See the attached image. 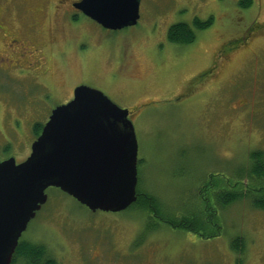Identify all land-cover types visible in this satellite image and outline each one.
Here are the masks:
<instances>
[{
  "label": "rangeland",
  "instance_id": "rangeland-1",
  "mask_svg": "<svg viewBox=\"0 0 264 264\" xmlns=\"http://www.w3.org/2000/svg\"><path fill=\"white\" fill-rule=\"evenodd\" d=\"M9 1L0 0V12L9 10ZM11 1L25 11L38 0ZM236 1L142 0L139 22L119 30L84 15L69 23L68 14L53 17L30 7L42 39L45 32L59 48L48 50L47 75L0 71V160H25L37 138L34 125H45L74 86L86 83L131 110L141 188L167 211H199L200 188L211 174L248 180L252 152L264 151V30L228 58L216 51L239 34L234 22L249 25L255 10L264 19V0L245 12V21ZM195 18H213V24L192 44L169 40L172 24L193 25ZM10 61L0 58V66ZM47 194L24 233L47 245L59 264H264V209L250 198L223 208V229L208 228L204 236L163 223L144 234L149 218L140 211H92L58 188ZM239 236L242 252L233 246Z\"/></svg>",
  "mask_w": 264,
  "mask_h": 264
},
{
  "label": "water",
  "instance_id": "water-1",
  "mask_svg": "<svg viewBox=\"0 0 264 264\" xmlns=\"http://www.w3.org/2000/svg\"><path fill=\"white\" fill-rule=\"evenodd\" d=\"M142 0H81L74 6L103 27L136 25ZM131 110L86 84L59 105L17 162L0 161V264H12L19 239L54 187L92 211L122 212L138 200L139 142Z\"/></svg>",
  "mask_w": 264,
  "mask_h": 264
},
{
  "label": "trees",
  "instance_id": "trees-1",
  "mask_svg": "<svg viewBox=\"0 0 264 264\" xmlns=\"http://www.w3.org/2000/svg\"><path fill=\"white\" fill-rule=\"evenodd\" d=\"M251 4L250 0H245V5ZM213 24V18L207 21H201L195 18L193 25L188 22H177L171 25L168 32V38L171 42L188 45L192 44L197 40L198 31L204 30ZM44 127L43 123H36L34 130L37 137L40 135ZM251 162H253V168H249L248 180H233L232 178L225 177V181L216 180L217 173L211 174L209 179L204 182L200 188L199 193V211L183 213L177 211L172 213L167 211L166 206L162 204L159 198L141 188V181L139 177V183L137 187L138 200L132 204L127 210L135 209L145 215L146 227L144 234L152 231L159 230L160 224L163 223L166 226H171L177 229L191 230L192 232L199 235H207V229H211L212 232H219L222 227V216L221 212L223 208L234 204L237 201L243 200L244 198H250L252 205L258 209H264V151L257 150L251 154ZM140 164V161H139ZM243 167L238 171L237 176H241L245 171ZM217 182H216V181ZM215 181L214 185V198H204L203 193L204 187L209 182ZM220 181V182H218ZM263 181V183H260ZM258 182L259 184H256ZM203 193V195H202ZM198 212H200L198 214ZM213 221H212V220ZM218 233V234H219ZM242 241V237H237L234 241L233 246L242 252L239 242ZM19 259H22L21 263H17ZM14 264H59L57 259L51 254L47 245L37 243L29 248L17 247L16 252L13 256Z\"/></svg>",
  "mask_w": 264,
  "mask_h": 264
},
{
  "label": "flooded vegetation",
  "instance_id": "flooded-vegetation-1",
  "mask_svg": "<svg viewBox=\"0 0 264 264\" xmlns=\"http://www.w3.org/2000/svg\"><path fill=\"white\" fill-rule=\"evenodd\" d=\"M43 1V3L41 2V0L36 1L34 2L35 4L32 3L30 6L25 7V11H23L22 8H20V5H18L20 3L19 1L13 4V2L10 0V8H8L9 10H4V13L0 12V37H2V40L0 41V58L11 60L10 62L5 63L3 66H0V71L4 74H20L33 78L39 75H47L50 69V66H48V62L50 60H53L51 59L48 50L54 51L53 48H59L57 44H54L53 42L51 43L47 39L45 32V36L43 35L42 39V35H40L41 30L36 29L37 23L35 21V17L37 15L30 11V7L40 6V12L45 13L46 15H50L53 11V17L59 14H68L66 15V17H68L69 23H78L79 18L82 17V15L87 16L83 11L74 6L76 2H79L81 0H52L50 2H46L45 0ZM250 1L251 4L248 6L245 5V0H237L235 2L237 4L238 13L242 15L241 19L244 17L243 21H245L246 19L245 12L250 13L248 11H251L252 9L255 10L256 6L258 7L259 5V9L262 6V0H259V2H256V0ZM51 2L54 3V6L49 7V4ZM48 9L50 11H48ZM255 11L257 15L254 16V19H251L249 21V25H247V23H241V27H238V24L234 22L235 18L232 20L234 22L233 27L235 31H239V34L236 36H232L227 40H224L220 44L218 51H216L217 55L226 54V57L228 58L231 55V51L233 49L240 47L245 42V45L251 44L253 41H255L256 37L259 34L261 35L263 33V31L260 30H264V19L260 18L261 12H259V10ZM11 12H13L14 15H17L18 19L13 18ZM240 31L242 32V35H245L244 37L241 36ZM69 42V40L65 42L67 44L64 46V49L65 47H67ZM76 51L78 50L76 49ZM258 57L259 53L254 55V58ZM200 77H202V75H197V78ZM135 78L136 77H134L133 79ZM82 84L86 83H81L74 86L71 98H69L66 103L73 99L75 88ZM214 185L215 181H211L209 182V184L203 186V193H207V195H203L204 198H210L211 200L213 199L212 193L214 192ZM37 243L39 242L36 238L25 235V233H23L19 239L17 247H21L22 245L24 248H29L30 246H34ZM21 262L22 259H19L17 263ZM12 264H14V261H12Z\"/></svg>",
  "mask_w": 264,
  "mask_h": 264
},
{
  "label": "bare ground",
  "instance_id": "bare-ground-1",
  "mask_svg": "<svg viewBox=\"0 0 264 264\" xmlns=\"http://www.w3.org/2000/svg\"><path fill=\"white\" fill-rule=\"evenodd\" d=\"M209 188V187H208Z\"/></svg>",
  "mask_w": 264,
  "mask_h": 264
}]
</instances>
